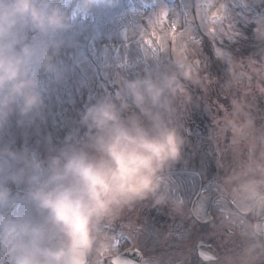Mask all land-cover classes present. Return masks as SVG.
<instances>
[{
  "label": "clouds",
  "instance_id": "clouds-1",
  "mask_svg": "<svg viewBox=\"0 0 264 264\" xmlns=\"http://www.w3.org/2000/svg\"><path fill=\"white\" fill-rule=\"evenodd\" d=\"M118 2L0 0V133L13 117L21 128L34 123L47 91L81 63V18ZM257 31L264 38V19ZM188 67L174 58L170 68L123 81L116 98L83 111L84 137L69 136L46 156L0 144V264H126L112 229L137 203L170 200L185 144L177 91ZM246 199L261 217L252 233L264 238V187ZM172 203L182 211V199Z\"/></svg>",
  "mask_w": 264,
  "mask_h": 264
},
{
  "label": "rangeland",
  "instance_id": "rangeland-1",
  "mask_svg": "<svg viewBox=\"0 0 264 264\" xmlns=\"http://www.w3.org/2000/svg\"><path fill=\"white\" fill-rule=\"evenodd\" d=\"M164 11L169 13L170 18L162 23H151ZM261 19H264V0H119L111 6L101 3L96 15L81 18L82 30L77 36L81 63L62 84L47 91L44 108L34 117V123L21 128L17 126L18 117H13L0 133V144L10 145L16 150L28 147L42 157L46 156L50 148L59 147L45 127L47 123H51L50 128L51 125L56 126L52 130L58 135L62 126L71 123L72 116H81V103L85 104L92 98L96 101L107 96L116 98L120 84L131 80L132 74L143 77L170 68L174 58L186 62L196 60V50L204 36L224 35L232 40L234 37L245 38L246 35L259 37L257 29ZM174 22L177 26L172 28ZM219 55L227 62L232 59L222 50ZM226 73L228 78L224 83V92L228 97H221L224 101H219L217 97L210 102L205 101V109L211 112L214 125L203 134L193 130L191 154L182 155L184 167L198 171L203 179L211 164L217 174L227 173L229 176V182L228 178L225 180L227 189L216 176L206 179L202 197L227 193L230 197H238L236 188L248 189L252 186L251 174L241 178L242 175L247 176L245 171H250L249 167L254 162L242 159L244 156L241 157V153L248 155L249 150L240 153V141L245 139L244 145L252 146L256 144L251 140L255 137L242 132L264 130V120L262 127L256 128L252 118L262 121L245 109L254 107L246 102V98L254 101L256 96H261L264 99V52L257 55L252 52L234 63L230 62ZM202 77L195 80L199 81ZM41 121L44 122L43 131L39 126ZM171 179L170 197H190L197 189V182L191 181L190 177L171 175ZM214 219L213 229L202 234L206 238L204 240L219 248L220 259L213 264L264 263V256L252 258L246 254L242 238L245 232L250 234V229L245 227L241 216L230 209L223 214L216 211ZM225 226L234 228L231 236L225 234ZM126 230L124 227L118 236L123 248L129 244L124 237ZM160 233L159 238L165 244L169 241H184L182 243L185 244L191 237L195 244L201 239L197 232H190L189 229ZM173 246L176 249L177 245ZM195 255V245L192 248L188 246L168 255L166 264H200Z\"/></svg>",
  "mask_w": 264,
  "mask_h": 264
},
{
  "label": "flooded vegetation",
  "instance_id": "flooded-vegetation-1",
  "mask_svg": "<svg viewBox=\"0 0 264 264\" xmlns=\"http://www.w3.org/2000/svg\"><path fill=\"white\" fill-rule=\"evenodd\" d=\"M242 134L255 137V140H251L256 144L245 146L244 144L247 140L242 139L240 141L244 145H240V153L249 150L248 155H242L243 153H241V157L244 156L242 159H244V161L252 160L254 162L249 167L250 171H245L247 176L242 175L241 178H246L251 174L252 179H250L253 183L252 186L257 190L259 187H264V130L243 131ZM211 167L212 168L208 169L207 176L204 179L202 178V175L194 169H176L170 172V175L187 174V177H190L191 181L197 182L198 188L194 194L190 195V197H170V200L164 204H156L155 201L150 198L137 203L131 209H126L125 212L122 213L119 219L115 222L112 232L118 237L124 227L127 229L124 237L129 244L125 249L126 251L132 252L129 256L128 264H166V258L168 255L175 253L176 251L178 252L180 249L185 250L188 246L192 248L194 245L196 252L194 257L199 259L197 255V242L199 239L195 244L193 243L194 239L192 237L189 242L186 240L187 243L185 244L182 243L184 241H178L175 243L169 241V243L165 244L159 238L161 235L160 232H179L181 230L187 231L189 229L190 232H197V235L199 232L202 237V234L205 235L207 231L209 232L213 229L215 212L218 211L223 214L229 212L230 209L235 211L237 215L241 216L245 223V227H249L250 229V234L245 232L244 238H242L243 245L246 247L245 249L255 246V252L247 254L248 257L253 258L264 256V238L254 236L252 233L251 226L261 223V217L257 216L249 207L246 195L250 193V188H236L238 197H230L229 193L217 194L212 197H202L203 194L201 191L203 186L206 188V179L213 176L220 179L226 189L228 188L225 181L226 178H228L229 182L228 174L219 172L217 174L213 169V164H211ZM196 173H198L199 177ZM179 180L181 181V178H179ZM200 181L201 190L198 194ZM175 199H182L184 201L181 212L174 210L172 201ZM209 218L211 219L207 221ZM124 219L126 220L125 223L127 222L126 225H124ZM228 227L232 228L230 226H225L224 232ZM233 233V231L231 234L225 232L228 236H231ZM202 238V240L206 239L204 237ZM204 241L207 243L209 240ZM173 245H177L176 249ZM216 248L219 251L217 246ZM214 262L215 261H199L200 264H213Z\"/></svg>",
  "mask_w": 264,
  "mask_h": 264
},
{
  "label": "trees",
  "instance_id": "trees-1",
  "mask_svg": "<svg viewBox=\"0 0 264 264\" xmlns=\"http://www.w3.org/2000/svg\"><path fill=\"white\" fill-rule=\"evenodd\" d=\"M220 50L225 51L232 59L229 62L225 61L222 56L220 57L219 55ZM196 51L197 62L194 63L196 60L187 62L189 67L187 69L186 78L181 80V87L177 91L178 123L182 125L181 134L185 139L182 155L191 154L192 150L190 146L194 140V138L191 137L193 130L203 134L208 131L209 126L211 127V125H214L211 112L209 113L205 109V101L210 102L214 97H217L219 101H224L225 99H221V97H228L224 92V83L228 78L226 69L230 66V62L234 63L241 56L244 57V55H249L252 52L256 55L257 53L261 54L264 52V38L261 36L255 37V35H246L245 38L234 37V40H232L224 35L221 37L204 36ZM172 65L173 62H171V66ZM130 74H132V72H130ZM199 77H202L199 81L195 80ZM136 78H139V76L134 74L131 75V79ZM207 81H209V83H207ZM185 89H187V91H185ZM183 91L185 93H183ZM83 97L85 98V96ZM95 97L98 99V96ZM255 99L256 100L252 101L246 98V102L254 107H245V109L248 110L249 114L251 112L256 114L255 118L258 117V119L262 121L264 120V99L261 96H256ZM95 102V98H92L91 101H86L85 104L81 103L82 113L88 106ZM80 118V115L72 116L71 123L60 128L61 133L58 134L60 136L56 135L52 130V128H56V126L53 127V125H51L50 128L49 124L51 123H47L48 121H46L47 125L45 127L49 129L54 144L62 146L69 136H74L77 139L84 137L87 129L81 126ZM252 119L255 121V127L259 128L261 122H258L254 118ZM43 124L44 122L42 121L39 123L41 131H43ZM208 139L213 141L211 137H208ZM182 160L183 157L175 164L177 168L184 165Z\"/></svg>",
  "mask_w": 264,
  "mask_h": 264
},
{
  "label": "water",
  "instance_id": "water-1",
  "mask_svg": "<svg viewBox=\"0 0 264 264\" xmlns=\"http://www.w3.org/2000/svg\"><path fill=\"white\" fill-rule=\"evenodd\" d=\"M231 228H226V232L228 234L232 233ZM197 251L199 258H201L203 261H210V260H217L219 257V254L212 245L205 244L203 241H199L197 243ZM132 254V252L125 251L123 259L125 260L126 264H128L129 256Z\"/></svg>",
  "mask_w": 264,
  "mask_h": 264
},
{
  "label": "snow or ice",
  "instance_id": "snow-or-ice-1",
  "mask_svg": "<svg viewBox=\"0 0 264 264\" xmlns=\"http://www.w3.org/2000/svg\"><path fill=\"white\" fill-rule=\"evenodd\" d=\"M168 18H170L169 17V13L167 11H164L161 14H159L154 20H152L151 23H162L164 19H168ZM176 26L177 25L174 22L171 27L174 28ZM170 30H171V28H170ZM153 35H156V33L153 32ZM249 192H250L251 195L254 196L255 195V192H256L255 187L254 186L250 187Z\"/></svg>",
  "mask_w": 264,
  "mask_h": 264
}]
</instances>
